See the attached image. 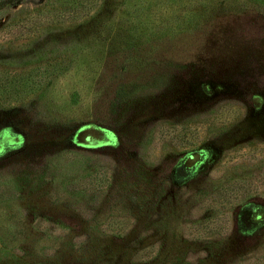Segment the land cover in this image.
Segmentation results:
<instances>
[{"label":"rangeland","instance_id":"374dc122","mask_svg":"<svg viewBox=\"0 0 264 264\" xmlns=\"http://www.w3.org/2000/svg\"><path fill=\"white\" fill-rule=\"evenodd\" d=\"M0 83V264H264V0H0Z\"/></svg>","mask_w":264,"mask_h":264},{"label":"trees","instance_id":"16d2710c","mask_svg":"<svg viewBox=\"0 0 264 264\" xmlns=\"http://www.w3.org/2000/svg\"><path fill=\"white\" fill-rule=\"evenodd\" d=\"M40 79H41V78H38V80H34V82H35V83H34V86L37 85V84H39V82L41 81ZM0 84H2V83H0Z\"/></svg>","mask_w":264,"mask_h":264}]
</instances>
